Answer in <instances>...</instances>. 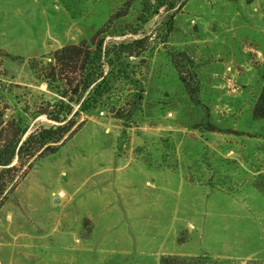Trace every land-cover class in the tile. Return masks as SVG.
Instances as JSON below:
<instances>
[{
	"label": "rangeland",
	"instance_id": "374dc122",
	"mask_svg": "<svg viewBox=\"0 0 264 264\" xmlns=\"http://www.w3.org/2000/svg\"><path fill=\"white\" fill-rule=\"evenodd\" d=\"M143 1L0 0L6 131L24 141L68 126L0 169V264H61L58 250L72 249L74 264H264V120L253 116L264 0H181L133 34ZM136 40L113 60V45ZM83 42H103L111 79L92 109L78 112L86 91L67 116L44 69Z\"/></svg>",
	"mask_w": 264,
	"mask_h": 264
},
{
	"label": "trees",
	"instance_id": "16d2710c",
	"mask_svg": "<svg viewBox=\"0 0 264 264\" xmlns=\"http://www.w3.org/2000/svg\"><path fill=\"white\" fill-rule=\"evenodd\" d=\"M183 5L180 0H153L143 1L141 13L137 21V25L132 29L135 34L138 28L148 23L151 17L157 15L161 9L175 10ZM172 28V19L169 23V32ZM143 40H136L129 44H118L112 46V58L114 61H120L125 54H131L137 49ZM102 43L95 45L93 50H90L87 43H79L75 45L64 46L53 54V63L46 67L45 78L51 83L60 82L64 86L65 98L68 99L66 115L72 113L71 104L74 98L80 97L82 93L90 91L87 99L79 105L78 112H87L92 109L97 99L109 88L111 74L104 72V60L108 59L109 52L103 50ZM192 101L199 104V99L196 96L197 90L191 92ZM194 94V95H193ZM136 101L142 100L141 96H136ZM77 102V101H76ZM62 111V109H61ZM61 111L53 113L51 120L56 123H61ZM253 116L256 119L264 120V85L260 90L259 97L253 108ZM7 124L3 122V111L0 108V169L6 174L11 172V165L15 159H20L26 151V147L32 140L38 143L56 139L63 131L67 129V125L59 126L57 129L42 130L36 134H30L26 140L22 137L26 134L23 132L21 136H13L15 134L6 131ZM12 135V136H11ZM12 175V179H14ZM6 182L0 183V192L4 191ZM160 264H231V262L220 261L210 257H166L160 261Z\"/></svg>",
	"mask_w": 264,
	"mask_h": 264
},
{
	"label": "crops",
	"instance_id": "0c3cea01",
	"mask_svg": "<svg viewBox=\"0 0 264 264\" xmlns=\"http://www.w3.org/2000/svg\"><path fill=\"white\" fill-rule=\"evenodd\" d=\"M58 251H60V252L67 251V252H63L60 255V257L62 258L61 264H74L72 262V258L74 256H77L78 255V253L76 252L75 249H72V250H58ZM14 257H17V253L14 254ZM14 259H16V258H14ZM14 264H16V260H15V263Z\"/></svg>",
	"mask_w": 264,
	"mask_h": 264
},
{
	"label": "water",
	"instance_id": "95a60500",
	"mask_svg": "<svg viewBox=\"0 0 264 264\" xmlns=\"http://www.w3.org/2000/svg\"><path fill=\"white\" fill-rule=\"evenodd\" d=\"M58 200H59V199H57V198L54 199V200H53V203H54V204H57V203L59 202Z\"/></svg>",
	"mask_w": 264,
	"mask_h": 264
}]
</instances>
